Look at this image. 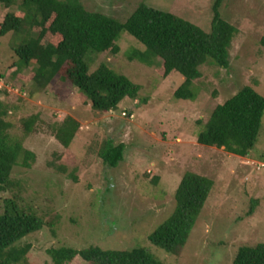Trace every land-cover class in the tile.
I'll use <instances>...</instances> for the list:
<instances>
[{"label":"rangeland","instance_id":"rangeland-1","mask_svg":"<svg viewBox=\"0 0 264 264\" xmlns=\"http://www.w3.org/2000/svg\"><path fill=\"white\" fill-rule=\"evenodd\" d=\"M80 1L87 10L121 21L143 2L209 31L215 0ZM10 10L0 3V23ZM219 12L237 28L228 66L207 59L193 81L194 99L175 98L183 81L179 72L164 76L160 63L130 59L134 49L144 46L125 31L116 41L117 53L88 50L90 71L104 63L140 87L136 98L126 97L109 111L94 109L83 91L59 77L33 91V62L13 73L17 56L12 44L19 38L13 32L0 37V102L7 109L8 132L34 155L29 167H13L14 186L0 190V211L3 198L16 192L20 204L32 205L46 220L58 215L52 227L45 225L16 243L29 244L26 264H53L50 248L89 245L144 247L164 264H232L239 247L264 242V115L247 156L197 142L216 105L244 85L264 93V0H221ZM29 116L37 119L34 130L25 133L22 121ZM66 116L79 123L67 147L52 131ZM108 138L124 144L115 167L97 153ZM188 171L213 185L186 243L171 254L152 245L148 235L173 211L175 190ZM66 264L88 263L76 256Z\"/></svg>","mask_w":264,"mask_h":264},{"label":"trees","instance_id":"trees-1","mask_svg":"<svg viewBox=\"0 0 264 264\" xmlns=\"http://www.w3.org/2000/svg\"><path fill=\"white\" fill-rule=\"evenodd\" d=\"M0 3L14 9L6 12L0 23V37L13 32L19 38L18 43L12 44L17 56L13 73L33 62L30 81L33 91L45 89L53 78L59 77L83 91L91 106L101 111L115 110L126 97L136 98L140 87L104 63L90 71L85 60L88 50L117 53L116 41L125 31L144 46L143 50L134 49L130 59L148 66L160 63L164 76L179 72L183 81L174 91L175 98L194 99L192 85L201 76L200 66L212 59L220 67H227L229 47L237 32L234 25L221 17V0L213 3L209 31L143 2L124 21L87 10L80 0H0ZM260 41L264 45V37ZM6 115L7 109L0 102V190L3 191L14 186L10 178L13 167L16 164L29 167L34 158L19 141L11 139L8 132L11 125ZM263 115L264 93L244 85L214 107L197 135V142L247 156L257 142ZM36 119L29 116L22 121L25 133L34 130ZM78 127L74 118L66 116L52 125V131L67 147ZM123 149L122 142L114 144L108 138L97 153L105 165L115 167L122 160ZM58 169L64 168L58 166ZM212 185L213 181L206 176L185 172L174 193L173 211L149 233V242L168 253L178 254ZM21 200L13 192L2 201L0 264H26L29 244L17 247L16 243L45 225L52 227L58 220V215L46 220L32 205L20 204ZM47 253L53 264H66L76 256L88 264H164L144 247L122 250L97 245L80 249L61 246L50 248ZM232 264H264V242L239 247Z\"/></svg>","mask_w":264,"mask_h":264}]
</instances>
